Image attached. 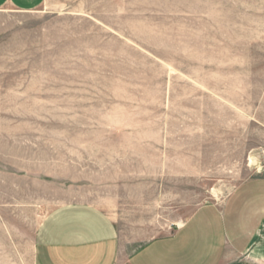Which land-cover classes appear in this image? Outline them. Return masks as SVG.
Wrapping results in <instances>:
<instances>
[{
	"label": "rangeland",
	"instance_id": "rangeland-1",
	"mask_svg": "<svg viewBox=\"0 0 264 264\" xmlns=\"http://www.w3.org/2000/svg\"><path fill=\"white\" fill-rule=\"evenodd\" d=\"M262 176L264 0L0 8V264L61 205L128 252Z\"/></svg>",
	"mask_w": 264,
	"mask_h": 264
},
{
	"label": "crops",
	"instance_id": "crops-1",
	"mask_svg": "<svg viewBox=\"0 0 264 264\" xmlns=\"http://www.w3.org/2000/svg\"><path fill=\"white\" fill-rule=\"evenodd\" d=\"M42 0H0L31 10ZM33 264H264V176L242 181L222 203H205L169 233L125 252L117 223L88 203L55 208L34 238Z\"/></svg>",
	"mask_w": 264,
	"mask_h": 264
}]
</instances>
